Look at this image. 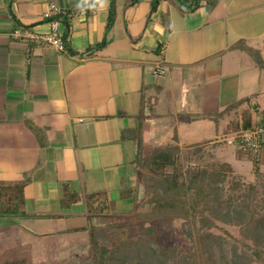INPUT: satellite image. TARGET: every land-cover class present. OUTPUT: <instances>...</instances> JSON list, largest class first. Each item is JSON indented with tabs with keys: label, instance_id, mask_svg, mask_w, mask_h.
<instances>
[{
	"label": "crops",
	"instance_id": "1",
	"mask_svg": "<svg viewBox=\"0 0 264 264\" xmlns=\"http://www.w3.org/2000/svg\"><path fill=\"white\" fill-rule=\"evenodd\" d=\"M50 2L62 8L64 52L13 37L21 27L47 32ZM93 9L87 0H0V180L28 179L24 211L0 217V239L11 238L20 254L10 258L0 246V264H55L89 248L93 217L83 200L61 206L65 183L81 196L104 191L117 211L131 210L118 204L140 197L133 176L159 100L186 80L217 99L223 83L245 91L202 115L215 138L236 132L241 108L254 121L264 113L251 104L264 71V0H217L187 14L176 0H97ZM158 64L162 77L153 74ZM245 97L236 112L215 116ZM172 139L182 145L176 126Z\"/></svg>",
	"mask_w": 264,
	"mask_h": 264
},
{
	"label": "trees",
	"instance_id": "2",
	"mask_svg": "<svg viewBox=\"0 0 264 264\" xmlns=\"http://www.w3.org/2000/svg\"><path fill=\"white\" fill-rule=\"evenodd\" d=\"M176 1L180 11L187 14L202 4L212 5L217 0ZM60 17L61 13L51 19L59 20ZM112 21L113 11L111 10L107 27L112 25ZM65 27L68 28L67 22H65ZM63 39L65 43V38L63 37ZM256 61L262 65L259 55L256 56ZM248 99L249 97H245L228 104L215 116L236 112ZM239 114L240 119L231 122L232 130L240 131L251 128L254 124L252 112L248 108H241ZM201 147L202 144H198L183 153L185 160L190 158L188 154L198 156L199 160L197 161L203 160L206 156H210L209 158L212 159L206 162L205 167L199 166L197 163L195 166L186 168L187 189L196 187L198 183L202 186L197 188L196 196H192L193 213L195 214L201 207L200 210L205 209V212L212 214L213 219H221V216L223 219L227 216L229 209L237 210L236 213L242 216L240 218L242 224L247 228L253 227L254 232L257 231V236L251 235L255 239L253 240L255 246L258 247L252 254L255 262L252 258L248 260L245 257L248 252H245L241 258L245 257L247 264H264V251L260 248L262 244L256 240L258 237L264 236V173L259 169L258 163L254 162V181L246 183L228 163L221 162L214 157L213 149L203 150ZM180 152L181 148L176 141L143 152L142 164L151 173V181L155 182H148L147 185H144L142 195L135 199L132 209L129 211H117L115 204L109 201L104 191L91 192L81 196L70 190L67 183L63 184L61 206L67 208L71 204L83 200L87 211L94 215L98 222L90 240L89 250L93 258L100 264H107V260L113 262L112 264H116L117 261V264H128L129 261H134L133 264H197L194 247L178 243L167 246L160 244L155 237L154 227L139 220L142 215L153 213L158 209L173 210L178 207L180 201H183L177 197L179 189L184 186L183 180H178L184 175L177 158ZM138 174L142 176L140 171L137 172ZM204 181L205 190L202 185ZM27 182V178L12 181L0 180V217L24 211V188ZM173 190L174 192H172ZM132 194V188L123 190L121 193L123 197ZM219 212H223V215H219ZM200 219L201 224L196 228L198 241L200 245L209 244L212 247L214 244L212 239L215 236L209 231V227L214 226V222L206 215L201 216ZM85 228L89 229L90 225ZM243 246L250 249L248 244H243ZM209 253L211 254L209 259L213 261V264L220 262L218 256L211 251Z\"/></svg>",
	"mask_w": 264,
	"mask_h": 264
},
{
	"label": "rangeland",
	"instance_id": "3",
	"mask_svg": "<svg viewBox=\"0 0 264 264\" xmlns=\"http://www.w3.org/2000/svg\"><path fill=\"white\" fill-rule=\"evenodd\" d=\"M182 72L183 70L179 69L177 71V75H182ZM260 76L262 81L257 86V95L255 96L254 100L251 101V104L253 107H257L259 111H264V71L261 72ZM202 87H204L203 94H201ZM229 87H231V83L221 84V90H226L223 95L225 96V99H227L226 103H228L230 99H234L235 96L239 97L245 92L240 88V90H237L235 92H228L229 90L227 89ZM172 94L173 95L168 98L166 96H161L159 100L160 104L157 108V111L161 114V116L157 117L150 123L151 128L148 131L149 138L146 140L147 144L145 150L148 151V148L153 146H164L169 142L173 143L175 139H172V130L174 126L177 127L179 133V143L182 144L179 145L181 148V152L179 153L177 158L178 163L181 164V167L183 169L182 171L184 173V175L179 177L178 179L179 181L183 180L184 186L183 188L179 189V194L177 195V197L179 200L183 201H180L178 207L173 210L167 208L158 209L153 213L142 215L141 219L139 220H143L146 225H151L154 227L155 237L157 239V242L160 244L167 246L173 243H178L183 246L194 247L197 264H213V261L209 259L211 255L209 251L220 258V262H217L216 264H247L246 258L248 260L249 258H252V260H254L253 262H255V258H253L252 254L253 251L258 249V247L255 246L256 244L253 241L255 239L252 238L251 235L257 236V231L254 232L253 227L247 228L244 224H242V222L240 221V218H242V216L236 213L237 210L234 211L232 209H229L227 211V216L223 219L222 216L221 219H213L212 214H210L209 212H205V209L200 210L201 207H198V211L194 214L191 201L192 196H196L197 188H200L202 186L200 183H198L196 184V187L193 186L190 190L186 187V168L195 166V164L197 163L199 164V166L203 165L205 167V164H207L206 162L212 160L211 158H209L210 156H206L203 158V160L197 161L199 160V157L195 156V154H188L190 158L185 160V155H183V153L190 149V147H194L198 144H202L201 148H203V150L213 149L214 157L221 162L228 163L234 170V172H236V174L238 173L242 176V180L244 182L248 183L254 181V160L252 159L251 155L247 151L238 149L236 145L227 143L225 141V138L227 136H220L215 138L213 123L210 122L208 118H204L202 116L209 110L220 109L222 107L220 106V103L223 101L220 99L223 96L217 99L214 95L215 92L209 90H206L205 94V85L201 87H194L192 78L183 82L181 86L178 87L176 92ZM196 94H198L199 96H206L203 103L201 99H199V97L198 99L194 98ZM212 96L213 99L211 98ZM237 117H239V115L236 116V118ZM204 139L208 140L205 142ZM218 139H222L221 142L217 143ZM203 140L204 142L202 143L190 144ZM216 144H218L217 147H215ZM141 159L142 154L139 156V162L136 163V166L137 171H140L142 176H140L139 174L137 175L136 172L133 176V180L137 178V193L139 192L140 196L142 195L144 185H147L148 182H155L151 181V173L142 164ZM258 167L264 173V153L261 156V160L258 161ZM202 185L205 190V181L202 183ZM172 192H174V190ZM200 195L202 194L200 193ZM132 203V199L121 201L118 204V209H131ZM194 210L196 211L195 206ZM205 215L208 218H212L214 222V226L209 227V231L215 236L212 239V242L214 243L212 247L209 244L200 245L198 241V232L196 228H198V226L201 224V216ZM219 215H223V212H219ZM91 216L93 217V219L89 220V230H92V232L89 231L88 233L90 240L92 238V235L95 233L93 232L95 227L98 226V222L95 220L94 215L91 214ZM222 239H225V241H222ZM256 240L258 241V243L262 244L260 248L264 251V236L262 235ZM243 244H248L250 246V249L244 247ZM0 246H3L7 249L6 255H8V257L10 258H12L13 256L18 257V255L20 254L18 247L13 244V241L9 237L0 239ZM245 252H248L247 255H245L246 258L243 257L242 259L241 257L244 256ZM80 253L81 255H79ZM117 262L115 263L117 264ZM112 263L107 260V264ZM133 263L134 261L128 262V264ZM7 264L15 263L14 261L8 260ZM37 264H48V262L43 261ZM55 264L100 263L93 258L88 245L84 244L82 245V247H80V250H76L75 257L72 256L71 259L64 260L62 262L58 261L55 262Z\"/></svg>",
	"mask_w": 264,
	"mask_h": 264
},
{
	"label": "built area",
	"instance_id": "4",
	"mask_svg": "<svg viewBox=\"0 0 264 264\" xmlns=\"http://www.w3.org/2000/svg\"><path fill=\"white\" fill-rule=\"evenodd\" d=\"M90 6L97 0H87ZM62 8L53 2H50L47 9L43 13V18L49 24V30L44 33L35 32L34 30L26 27L17 28L13 31V37L17 39H25L33 45L51 46L58 51L64 52L66 50L63 34L60 30V22L57 19H51L59 15ZM83 13L85 10L82 11ZM155 76L162 77L165 74V69L160 65H156L153 69ZM229 144L236 145L238 149L247 151L254 162L258 163L264 153V113L254 121L251 128L234 132L229 138H225Z\"/></svg>",
	"mask_w": 264,
	"mask_h": 264
}]
</instances>
